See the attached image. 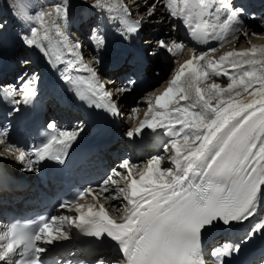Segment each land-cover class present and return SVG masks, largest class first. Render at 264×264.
<instances>
[{
	"label": "snow or ice",
	"instance_id": "snow-or-ice-1",
	"mask_svg": "<svg viewBox=\"0 0 264 264\" xmlns=\"http://www.w3.org/2000/svg\"><path fill=\"white\" fill-rule=\"evenodd\" d=\"M162 6L199 43L217 40L223 46L228 38L248 35L245 10L232 0H166ZM20 7L22 17L37 25L20 34L22 44L43 53L49 64L62 72L61 80L78 100L112 116L120 115L108 85L95 68L83 63L82 45L69 40L62 31L69 18L68 4H53L51 11L35 16ZM91 7L118 18L125 38L140 30V21H130L127 8L118 0H95ZM156 9L153 5L147 16L152 17ZM3 28L0 24V31ZM92 32L96 47H104V37L95 28ZM156 47L178 57L186 46L159 40ZM191 51L193 55L179 65L165 90L154 99L146 98L144 119L134 132L127 133L131 138L148 129L154 136L166 137L162 146L171 167L162 166L163 155L154 156L138 171L137 179L133 171L137 166L125 159L119 167L127 170V175L113 169L99 185V193L83 189L73 200L59 205L70 212L74 209L75 216H54L35 227L5 226L0 231V264H45L42 254L48 251L46 246L70 239L65 225L116 249L115 260L99 250L95 264H206L204 234L218 225L242 224L250 218L254 222L242 241L264 240V46L227 51L218 60L209 57L215 48L199 54L194 48ZM221 76L229 81L226 87L215 82L214 78ZM209 80L213 82L200 86ZM39 81L40 76L33 72L19 77L18 86H0V99L11 105L9 114H18L21 105L34 102ZM48 128L51 131L46 141L25 151L7 143L8 129L0 127V145H6V153H18L15 158L27 171H38L35 166L45 160L63 163L80 129H57L54 122ZM116 177L126 182V187L118 189L121 203L112 206L114 213L123 210L118 219L104 204L85 208L78 203L86 196L97 200L118 183ZM104 198L115 200L117 195ZM240 251V244L228 241L213 246L210 257L213 264H230L226 257Z\"/></svg>",
	"mask_w": 264,
	"mask_h": 264
},
{
	"label": "bare ground",
	"instance_id": "bare-ground-1",
	"mask_svg": "<svg viewBox=\"0 0 264 264\" xmlns=\"http://www.w3.org/2000/svg\"><path fill=\"white\" fill-rule=\"evenodd\" d=\"M127 2L134 3L132 5L136 6V8H137V11H135L136 9H133V11H135L136 15H134L133 14L134 12H133L132 14H133L134 17L131 16L129 18V20L132 21V22H136L137 21L136 19L139 18V19H141V21H145L144 28H145V33L148 36H144L143 39H141L140 43L138 45H135L133 43V40L131 39L130 35L128 36V38H125L124 35H123L122 36V40L120 41L121 51H120V53L118 55V59L121 56H123L124 54H126L128 51H131L132 53L137 55L141 60H143L145 58L147 61H149L148 62L149 66L146 69L145 76L147 75L148 70L151 71V72H149L148 77H147L149 79V81H150L151 79L154 80L155 76L159 73V70H157L155 68V67L158 68V65L166 66L168 63L172 62L175 59H180V62L177 63L178 65H180L185 60H188V59L191 58L193 53H192L191 49L185 43L183 36L181 34H179V33L177 35H175L174 28L170 29V27H172V22L173 21L171 20L169 14L162 7V3H164L163 0H140L139 1L140 2L139 3L140 6L138 5V0H128ZM160 2H161V4H159ZM165 2H166V0H165ZM232 3L236 6L235 1H232ZM43 4L44 3H41L37 7V10L35 11V13L40 12V11H44L45 9L52 10L50 6L53 5V4H57V2H56V0H48L47 3H45L44 5ZM123 4H124V2H123ZM149 4L151 5V7L149 6ZM41 5H42V7H41ZM144 5L145 6L148 5L149 9L152 8L153 5H157L156 12L152 16L153 18L148 17L147 16V12H144L143 14L141 13V10L144 8ZM155 16H157V18ZM135 17H137V18H135ZM74 23H75V26L78 27V23L77 22H74ZM35 26H37V25H35ZM149 26H150V28H149ZM247 28L250 29V30L246 29L247 33H248L247 36H244L243 34H240L237 38H228L225 42H223V46H220L219 48H222V50H226L227 49V50H230V51L231 50H237L238 51V50L250 48L253 45L258 46V47L259 46H264V29H263V31L258 32V31L255 30V29H257V25L253 26V25H250V24L247 25ZM64 29H66V28L63 27L62 31H63V33L66 36H67L66 33H68V31H70V30L73 31L72 27L70 25H68L66 31ZM150 29H152V30H150ZM154 30L155 31H159V32L157 34L151 33L152 31L155 32ZM25 31H27V30H25ZM253 32L257 33L258 35L253 36L252 35ZM72 34H73V32H72ZM77 37H78V35H77ZM72 38L68 37V39L71 40V41H72ZM156 38H157V40H156ZM144 39H147V40H145V43L147 44V49H148L147 52L152 53L153 51H156L157 54L155 56H153V55H151V56L148 55L149 57H147L146 55H145V57L143 56V47H142L143 44H142V41ZM159 40H164L169 45L173 41L182 42L186 47L182 50V53L179 54L178 57H173L167 51L161 50V49L156 47L157 41H159ZM15 41L16 40H12V38L10 36L6 35V33H1L0 34V64L4 63L7 55L9 53L13 52L14 48L17 46ZM153 42H154V47H153ZM87 48H89V47H87ZM87 48H85L84 46L81 48V51L83 53V63L87 64L90 67L95 68V70H96V68H97L95 66L96 62L95 61L93 63H91L92 61L90 62V60H89L90 58H88V56H90V55H89V52H88ZM219 48H215V49L218 50ZM233 48H235V49H233ZM15 51H16V53H14ZM15 51L13 52L14 53L13 57H12L13 59L15 57V54H17L19 52V48L17 47L15 49ZM28 53L30 54V58L32 59V62L39 63L40 66L42 67V70L47 71V70L51 69V70H53L56 73V75L54 77L51 76L52 85L56 84L54 86H50V90L51 91H53V89L57 88L58 87L57 85H61L62 80H61L60 77H61L62 72L58 71L56 68H53L49 64L48 60L46 59V57L44 56L43 53H41L39 50L34 49V48H28ZM212 53H216L217 54V52H210L209 55H211L212 57H214L212 55ZM98 55H101V54H98ZM86 59H87V61H86ZM166 59H171V60H166ZM215 59L218 60L219 58H215ZM30 65H31L30 68H28L27 70L32 71V73L35 72L34 67H32V63H30ZM60 67H61V69H63L64 65H61ZM27 70H26V68H24L25 72H27ZM97 73H98L99 78H100V80L102 82L106 83L108 81L107 79H104L105 72H102L101 70H97ZM108 74H111V73H108ZM82 75H86V73H82ZM214 79H215V82L220 83L221 86L224 83L229 82L226 76H221V77H217V78H214ZM152 81H150L149 84L141 83L140 87L137 90L135 89V90H131V91H128V92H123V93H121L119 91L120 90V86L118 85L119 83L116 82V79L112 78L110 82L108 81V83H106V85H108V90L112 91L113 94L114 93L116 94L114 96V98H116L117 105H118V107L120 109V115H118V118L121 119V117H122V120L125 119V121L126 122L128 121V123H131L130 121H132V124H133L132 128L126 129V127H129L132 124L131 125L127 124V126H124V124H126V122H123V124L121 126V125H119L116 122L115 118H117V117L116 116H112L113 120H114L113 123L112 124L107 123L106 126H105V131H106L107 134L112 133L114 131V127H115L117 132L120 129V131H121V139H122L123 138V133H125V131H129V130L133 131L135 128H137L139 126L140 121L142 119H144V113L147 111V105H146V103L142 102V100L135 99V97L141 95V97L142 96L144 97V99H145L144 101H146V98H148V97H151V98L154 99V97L156 95L161 94L166 88L165 85L162 84L160 87H157V88L154 87L155 89L147 91V89L150 86L155 85L154 83H152ZM209 81H210V83L213 82L211 80H209ZM8 85H10V82L7 81L5 83V86H8ZM204 86L205 85H201V87H204ZM121 88H123V87H121ZM126 97H127V100L125 101L124 99ZM130 102L133 103V106L128 108V104ZM133 109H136V111L133 112ZM126 115H128L127 118H130L131 120H129V119L127 120L126 119ZM18 137H20V134H18ZM121 145H123V144H121V143L118 144V147H120V149H121V150H119V154H120V156H123V160L128 159L133 165L137 166V168H136L137 169L136 170L137 173L133 170L136 173V177H138V171L140 169H143L147 165L148 161L152 157L157 156V155H163L165 157V159L162 161V166L171 167L170 163L167 160L168 154L163 152V146L162 145L159 146V145L155 144V149L154 150L157 153L153 152V151H150V150H146V151H143L141 153V156L136 158V159L128 158L129 155L127 156V155H125L123 153V147ZM2 148H5V146H3ZM118 161H116L115 164ZM140 161H142L141 164H140ZM0 163L6 164L7 168H9L11 165L14 164V156L11 153H6L5 149H0ZM17 170H18V167H16L15 170H12V171L15 172ZM3 172H5V171H2V172L0 171V173H3ZM88 173L90 175V178L93 179L95 172L89 171ZM121 180H122V177H118L117 181L119 182L120 185H121ZM122 185H124L122 188L126 187L125 182ZM109 190H110V187H109ZM99 192H100V190L97 193H99ZM111 193L112 192H110V194ZM105 196H107V194L103 193L102 195L98 196L97 200L94 201L93 199H89V200H86V203L92 204V203L99 202V204H104L106 206V208L109 210V212H111V206L114 204V202H112L111 200H113V199H110V198L109 199H105L104 198ZM107 197H111V196L109 195ZM122 212H123L122 209H121V212H119V213H114L113 212L114 218L118 219L119 216L122 214ZM261 214H264V207L261 208ZM253 222L254 221L252 220V218H250L249 221H246V222H244L242 224L237 223L236 228L231 230V233H234V232L236 233V239L231 241V242L233 244H239L240 240H242V237L250 229V227H251ZM223 227H224L223 225H218L215 229H212V230L206 232L204 234V237H203V245L204 246L208 245L210 243L211 239L215 236V234L218 231H220V229L223 228ZM224 239L225 238H223L222 240H224ZM225 242H226V240H225ZM211 246H215V245L212 243ZM204 253H205V260H206V258L208 257L207 251H205Z\"/></svg>",
	"mask_w": 264,
	"mask_h": 264
},
{
	"label": "rangeland",
	"instance_id": "rangeland-1",
	"mask_svg": "<svg viewBox=\"0 0 264 264\" xmlns=\"http://www.w3.org/2000/svg\"><path fill=\"white\" fill-rule=\"evenodd\" d=\"M127 1L128 0H118V2L120 4H123V2H124L123 6L127 8L128 18H130L129 16L131 13L134 12L133 14L136 15L135 11H137V8H136V6L132 5L134 3H131V2L129 3ZM139 1L140 0H138V5L140 6ZM47 2H48V0H0V24L4 25V28L2 31H0V34L6 33V35L10 36L12 38V40H16L15 41L16 45L20 44L19 46H21V47L19 49V52L17 54H15V57H14V59L18 63L23 64V61H26V51L25 50L28 49L27 47H25L22 44L21 40L19 39V36L21 33L27 32L31 27L35 26L33 23L29 22L28 20H26L22 17L20 6L23 5V11L26 12L28 15L35 16V14H36L35 11L37 10V7L41 3L45 4ZM56 2L61 3V4L67 3L68 6L71 5V6H69L70 7L69 9H71V12H69V18L68 19H69V22H77L78 27L75 30L72 28L73 31H71V30L68 31V34L70 33L69 37L70 38L73 37L72 38L73 42L78 41L85 48L89 47V48H87V50H88L89 55H90V56H88V58H90L89 59L90 62L92 61L91 63H93L95 60H98L99 58L104 62L105 60H109L110 58H114L118 55L119 46H120V39L123 36L122 35L123 25L121 24V21L118 18H112L108 14H106V13L102 14L100 12V10L92 8L91 5L94 4L95 0H56ZM159 4H161V2ZM149 6L151 7L150 4H149ZM149 6L144 5V8L141 10V13L142 14L144 12L148 13V11L151 9V8L150 9L148 8ZM41 7H42V5H41ZM133 9H136V10L133 11ZM4 13H7V16L6 15L2 16ZM133 14H132V17H134ZM155 17L157 18V16H155ZM150 18H153V17H150ZM12 19H14V20H12ZM14 22L16 23V25L13 27ZM67 22H68V20H67ZM66 23H64L65 26H66ZM8 25H10V27L7 28ZM9 28H11V29L9 30ZM94 28L98 30L99 35L103 36L104 40H105L104 47L99 48V49L96 47V45L94 43V41L96 39V37L93 35V32H92V30ZM149 28H150V26H149ZM25 30H27V31H25ZM150 30H152V29H150ZM72 32H73V34H72ZM158 32L159 31H155V32L152 31L151 33L157 34ZM79 33H81V34L79 35ZM77 35H78V37H77ZM144 40H147V39H144ZM156 40H157V38H156ZM153 47H154V42H153ZM233 49H235V48H233ZM227 51H230V50H227V49L221 50V52L220 51L217 52V53H219L218 55L216 53H212V55L214 57L217 55L216 57L219 58L220 55H222L224 52H227ZM238 51H240V50H238ZM98 54H101V55H98ZM209 57L212 59H215L211 55H209ZM179 62H180V59H178L177 62H170L166 66L158 65V68L155 67L157 70H159V73L155 76L154 80L153 79L150 80V81L153 80L152 83H154L155 85H153V86L149 85L150 87L147 89V91L148 90L150 91L152 89L160 87L162 84L165 85V87H167L170 80L172 79V77L175 74V70H178V68H179V65L177 64ZM149 72H151V71L148 70L146 77H148ZM27 74L31 75L29 71H27ZM17 75L19 76V73ZM24 75H26L25 72H24ZM208 83H210V82L206 81L201 85H206ZM227 83H229V82L224 83L222 86L226 87ZM135 99L142 100V102L146 103V101H144L145 100L144 97L143 96L141 97V95L135 97ZM146 105H147V103H146ZM131 106H133V103L130 102L128 104V108ZM127 116L128 115H126V119L131 120L130 118H127ZM120 120L122 121V123L126 122L125 119H123V120L120 119ZM130 122L131 123H128V121H127L126 124L131 125L132 121H130ZM131 126H133V124ZM141 163H142V161H140V164ZM119 204L120 203L117 202L116 205H119Z\"/></svg>",
	"mask_w": 264,
	"mask_h": 264
},
{
	"label": "trees",
	"instance_id": "trees-1",
	"mask_svg": "<svg viewBox=\"0 0 264 264\" xmlns=\"http://www.w3.org/2000/svg\"><path fill=\"white\" fill-rule=\"evenodd\" d=\"M83 46V45H82ZM125 101L127 100V97L124 99Z\"/></svg>",
	"mask_w": 264,
	"mask_h": 264
},
{
	"label": "water",
	"instance_id": "water-1",
	"mask_svg": "<svg viewBox=\"0 0 264 264\" xmlns=\"http://www.w3.org/2000/svg\"><path fill=\"white\" fill-rule=\"evenodd\" d=\"M47 11H50V10H46L45 12H47Z\"/></svg>",
	"mask_w": 264,
	"mask_h": 264
}]
</instances>
